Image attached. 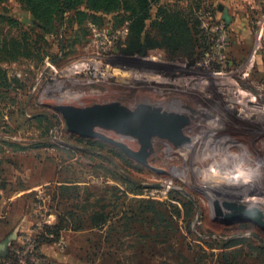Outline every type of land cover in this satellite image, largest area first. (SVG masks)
Masks as SVG:
<instances>
[{"label": "rangeland", "instance_id": "rangeland-1", "mask_svg": "<svg viewBox=\"0 0 264 264\" xmlns=\"http://www.w3.org/2000/svg\"><path fill=\"white\" fill-rule=\"evenodd\" d=\"M161 3L133 53L129 22L85 1L43 30L0 1V264H264V227L216 209L260 193L264 220V0ZM97 103L177 113L191 140L153 137L146 165L57 109Z\"/></svg>", "mask_w": 264, "mask_h": 264}, {"label": "water", "instance_id": "water-1", "mask_svg": "<svg viewBox=\"0 0 264 264\" xmlns=\"http://www.w3.org/2000/svg\"><path fill=\"white\" fill-rule=\"evenodd\" d=\"M57 109L71 131L114 144L146 165L153 137L167 139L176 146L186 145L191 140L183 132L186 120L181 115L151 106L141 105L130 109L117 103H97L86 107L66 105ZM99 129L112 130L122 136L136 138L140 148L133 150L126 143L107 136ZM216 209L227 219L252 220L264 227L263 212L257 207L250 208L244 204L223 201L216 202Z\"/></svg>", "mask_w": 264, "mask_h": 264}, {"label": "trees", "instance_id": "trees-1", "mask_svg": "<svg viewBox=\"0 0 264 264\" xmlns=\"http://www.w3.org/2000/svg\"><path fill=\"white\" fill-rule=\"evenodd\" d=\"M3 1V0H0ZM31 13V24L41 30L47 29V23L53 18L58 17L60 20L66 16V11L74 8L79 3L85 1V7L93 12H104L120 17L123 21L129 22L130 36L132 40L129 44L128 50L130 52H143L153 47L147 40L144 34V29L147 21L152 18V10L156 8V16L158 20H162L163 24L169 22V17L173 13L168 12L163 8L162 0H16ZM199 4L196 3V7ZM193 11V6L190 7ZM160 16V17H159ZM169 40H173L170 38ZM6 184L3 178H0V199L1 190L5 189ZM61 217L57 224L54 225L53 233L56 236L62 231ZM52 229V227H51ZM0 258H8L6 252L0 253Z\"/></svg>", "mask_w": 264, "mask_h": 264}, {"label": "built area", "instance_id": "built-area-1", "mask_svg": "<svg viewBox=\"0 0 264 264\" xmlns=\"http://www.w3.org/2000/svg\"><path fill=\"white\" fill-rule=\"evenodd\" d=\"M253 105H255L256 107L260 108L262 107L258 102H252ZM213 169V171H215V173H218L222 176H224L225 178H234L233 176L230 175L229 171L226 169L223 168V165L222 164H218V163H214L212 162V167H211V170ZM228 175V177H227ZM253 197L255 199H259L261 198V194L260 193H257L255 195H251V194H244L243 197L241 198V201H243L244 203H246V205L250 208L256 206L255 204L257 203H251L249 201V199ZM257 207V206H256Z\"/></svg>", "mask_w": 264, "mask_h": 264}, {"label": "flooded vegetation", "instance_id": "flooded-vegetation-1", "mask_svg": "<svg viewBox=\"0 0 264 264\" xmlns=\"http://www.w3.org/2000/svg\"><path fill=\"white\" fill-rule=\"evenodd\" d=\"M0 247L1 248L3 247L5 249L6 248V245L5 244L4 245H0ZM1 251H3V250H0V253H1Z\"/></svg>", "mask_w": 264, "mask_h": 264}, {"label": "bare ground", "instance_id": "bare-ground-1", "mask_svg": "<svg viewBox=\"0 0 264 264\" xmlns=\"http://www.w3.org/2000/svg\"><path fill=\"white\" fill-rule=\"evenodd\" d=\"M126 137H130V136H126ZM250 201V200H249ZM251 203H257V201H250ZM255 207V206H254Z\"/></svg>", "mask_w": 264, "mask_h": 264}]
</instances>
